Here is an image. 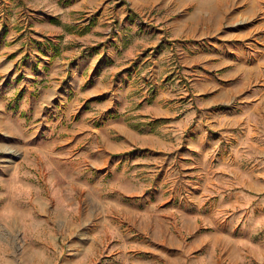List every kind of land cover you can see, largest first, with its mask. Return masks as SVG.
<instances>
[{
  "label": "crops",
  "instance_id": "crops-1",
  "mask_svg": "<svg viewBox=\"0 0 264 264\" xmlns=\"http://www.w3.org/2000/svg\"><path fill=\"white\" fill-rule=\"evenodd\" d=\"M172 56L189 77L191 103L187 95L171 102L161 85ZM0 107H14L36 137L78 114L92 179L67 181L68 191L88 187L87 204L61 197L62 227L154 239L162 214L148 208L147 183L128 180L123 165L133 158L161 166L174 148L170 134L185 135L181 155L189 154L208 127L240 114L264 125V0H0ZM1 123L11 128L5 114ZM33 147L40 161L46 151ZM181 161L185 170L196 166ZM29 202L37 212L44 198Z\"/></svg>",
  "mask_w": 264,
  "mask_h": 264
},
{
  "label": "rangeland",
  "instance_id": "rangeland-1",
  "mask_svg": "<svg viewBox=\"0 0 264 264\" xmlns=\"http://www.w3.org/2000/svg\"><path fill=\"white\" fill-rule=\"evenodd\" d=\"M173 42L167 46L174 49ZM174 57L165 62L161 85L171 91V102L183 103L187 95L191 103L189 77ZM4 114L11 128L1 125ZM77 118L46 125V134L36 137L14 107H0V264H264V125L248 124L240 114L233 123L208 127L206 139L189 146V154L181 155L185 135L170 134L174 148L161 166L127 159L123 174L147 183L148 208L165 222L153 239L136 232L89 236L83 224L72 233L62 227L66 213L56 212L61 197L80 195V206L87 204L88 187L78 193L76 185L74 193L67 181L88 185L92 179ZM34 145L46 151L40 161ZM181 160L194 162L193 171ZM111 179V173L104 177ZM35 196L44 198L37 212L29 202Z\"/></svg>",
  "mask_w": 264,
  "mask_h": 264
}]
</instances>
